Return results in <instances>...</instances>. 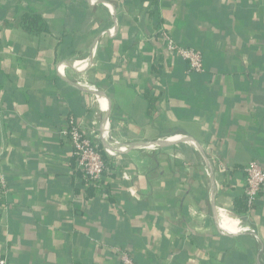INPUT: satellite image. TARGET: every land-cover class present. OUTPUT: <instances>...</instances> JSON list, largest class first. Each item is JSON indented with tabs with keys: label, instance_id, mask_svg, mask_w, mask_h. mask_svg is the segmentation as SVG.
<instances>
[{
	"label": "crops",
	"instance_id": "crops-1",
	"mask_svg": "<svg viewBox=\"0 0 264 264\" xmlns=\"http://www.w3.org/2000/svg\"><path fill=\"white\" fill-rule=\"evenodd\" d=\"M0 91V259L264 264V0H0ZM71 123L113 156L98 187Z\"/></svg>",
	"mask_w": 264,
	"mask_h": 264
},
{
	"label": "built area",
	"instance_id": "built-area-1",
	"mask_svg": "<svg viewBox=\"0 0 264 264\" xmlns=\"http://www.w3.org/2000/svg\"><path fill=\"white\" fill-rule=\"evenodd\" d=\"M167 50L187 61L190 72L200 73L204 70V59L200 51L179 46L166 32L161 33ZM1 111V91H0ZM72 145L73 153L79 170L83 173L86 181L94 187H98L103 175L108 170V164L99 151V146L78 125L72 124L66 135ZM105 152L107 151L104 150ZM108 152V151H107ZM106 152V153H107ZM110 154V153H109ZM205 172L211 178L212 172L207 167ZM245 198L247 205L252 208L264 186V165L252 161L245 167ZM221 212V211H220ZM218 211V216L221 215ZM118 259L121 264H136L131 252L126 249H118ZM0 264H8L5 258L0 259Z\"/></svg>",
	"mask_w": 264,
	"mask_h": 264
},
{
	"label": "trees",
	"instance_id": "trees-1",
	"mask_svg": "<svg viewBox=\"0 0 264 264\" xmlns=\"http://www.w3.org/2000/svg\"><path fill=\"white\" fill-rule=\"evenodd\" d=\"M154 1L157 2V0H154ZM41 18L42 17L40 15H38V14L25 13L22 16V23L32 30V28H31L32 26H36L38 22L42 21ZM44 27H45V29H47L46 28L47 27L46 24L44 25ZM98 149L101 152V154L103 155V158H104L105 162L108 163L109 157L106 154V152L104 151V149L101 146H99ZM0 200H1V197H0ZM248 209H249V207L247 205V200L244 198L242 200V210L241 211H242V213H244Z\"/></svg>",
	"mask_w": 264,
	"mask_h": 264
},
{
	"label": "bare ground",
	"instance_id": "bare-ground-1",
	"mask_svg": "<svg viewBox=\"0 0 264 264\" xmlns=\"http://www.w3.org/2000/svg\"><path fill=\"white\" fill-rule=\"evenodd\" d=\"M96 93H97V92H96ZM97 99L100 100V97L98 96ZM100 102H101V101H100ZM104 133H105V130L103 131V134H104ZM107 143H108V141H107ZM145 146H149V145H145Z\"/></svg>",
	"mask_w": 264,
	"mask_h": 264
},
{
	"label": "water",
	"instance_id": "water-1",
	"mask_svg": "<svg viewBox=\"0 0 264 264\" xmlns=\"http://www.w3.org/2000/svg\"><path fill=\"white\" fill-rule=\"evenodd\" d=\"M104 150H106V148L104 149ZM107 152V151H106ZM107 154L109 155V156H111V157H113L111 154H109L108 152H107Z\"/></svg>",
	"mask_w": 264,
	"mask_h": 264
},
{
	"label": "rangeland",
	"instance_id": "rangeland-1",
	"mask_svg": "<svg viewBox=\"0 0 264 264\" xmlns=\"http://www.w3.org/2000/svg\"><path fill=\"white\" fill-rule=\"evenodd\" d=\"M201 73V72H200Z\"/></svg>",
	"mask_w": 264,
	"mask_h": 264
}]
</instances>
